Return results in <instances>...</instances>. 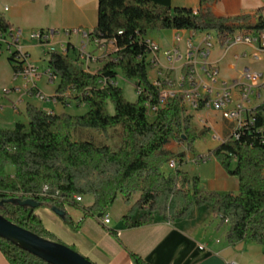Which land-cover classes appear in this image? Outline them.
Masks as SVG:
<instances>
[{
  "label": "trees",
  "instance_id": "obj_1",
  "mask_svg": "<svg viewBox=\"0 0 264 264\" xmlns=\"http://www.w3.org/2000/svg\"><path fill=\"white\" fill-rule=\"evenodd\" d=\"M209 1L199 0L201 8L194 13L190 8L172 7L170 0H97V22L87 33L100 43L113 40L117 50L107 60H100L92 72L77 62L76 53L69 55L73 47L66 53L47 54L48 68L58 79L56 101L66 104L74 100L87 110L71 115L45 112L27 104V124L18 122L12 128L0 129L1 215L43 238L58 241L43 228L36 208L21 201L33 199L39 206L54 207L61 212L59 218L76 229L65 206L79 208L84 216H97L119 195L128 201L139 194L122 217L129 228L146 224L152 212L175 221L187 218L195 207L209 204L219 218L218 225L229 222L226 239L230 245L254 240L264 247V102L252 110V120L241 129L238 139H226L209 153L228 174L238 178L237 194L203 190L197 176L178 169L183 155L163 149L165 140L174 139L194 152L195 140L203 139L206 131L197 132L192 127L179 92L166 96L169 98L160 105V89L148 77L147 32L213 30L223 45L236 31L264 28V21L251 23L248 16H216L207 7ZM10 29L0 14V40ZM9 62L15 73L22 69L16 52H11ZM187 69L182 67L183 75ZM118 75L132 83L137 93L134 101L125 99L114 83ZM101 79L108 84L101 86ZM154 107L156 112L148 109ZM116 126L121 133L115 149L73 138L77 128L107 132ZM171 159L177 167L165 175L160 168ZM8 165L14 167L13 175L6 171ZM74 195L91 196L93 201L84 206ZM135 210L143 213L132 221ZM110 233L118 238L115 232ZM0 251L10 264H49L1 237ZM131 261L148 264L136 254H131Z\"/></svg>",
  "mask_w": 264,
  "mask_h": 264
},
{
  "label": "crops",
  "instance_id": "obj_2",
  "mask_svg": "<svg viewBox=\"0 0 264 264\" xmlns=\"http://www.w3.org/2000/svg\"><path fill=\"white\" fill-rule=\"evenodd\" d=\"M170 4L172 7L190 8L194 13L201 8L199 0H170ZM263 4L264 0H210L207 7L216 16H248L252 23ZM0 14L11 25L9 32L0 40V129L12 128L18 122L27 124V104L45 112L83 114L87 110L86 106L77 105L74 100L66 104L62 101H51L49 104L41 101L35 94V90L44 89L41 83H35L36 88L31 90L27 79L13 71L9 55L17 44L27 53L29 63L34 67L39 65L40 60L48 62L44 48L30 41L29 33L37 29L90 31L97 22V0H0ZM82 32L69 36L74 50L76 46L86 47V51L98 57L114 52L111 44H107L102 50L96 48L91 42H87ZM201 33L195 32L192 40L198 41ZM192 35L193 32L189 30L148 31L146 36L155 42L159 49L155 54L149 53L148 60H152L153 56L157 57V67L168 78L177 81L182 76V67L187 62L186 44ZM67 38L57 34L53 42L57 44ZM175 48L178 49L180 58L173 65H169L164 54ZM255 53L252 45L234 43L226 46L215 39L208 55V60L218 70V78L227 84L239 79L246 70L261 73L262 85L255 87L251 96V105L254 107L264 101V52H258V57L254 56ZM99 65L95 63L92 67L95 69ZM45 71L39 74L38 78L42 75L46 77ZM155 75V68L151 65L148 70L149 80L153 81ZM55 89L47 93L53 96ZM5 90H8V93L2 95ZM176 90L180 92V89ZM238 92V87L234 88L233 96L237 97ZM185 114L190 116L191 125L197 132L206 131L205 137L195 140L194 152L188 151L184 142L174 139L165 140L163 149L183 155V163L178 169L190 176H197L203 190L221 195L237 194L238 178L228 174L215 157L209 154L231 135L235 123L209 107L188 108ZM73 138L79 139L74 135ZM104 144L110 145L107 142ZM6 171L13 175L14 167L8 165ZM160 171L167 175L172 169L166 163ZM138 196L139 194H135L126 201L119 195L105 211L110 216L108 225H103L97 216H84L79 208L72 206H65V211L77 225L76 229L66 225L49 206H38L35 214L39 216L43 228L48 233L95 264H132L131 254L140 256L148 264H227L231 261L236 264H264V247L261 244L254 240L235 245L227 242L226 234L230 224L227 221L218 225L219 218L214 216L209 204L195 207L185 219L171 221L166 216L152 212L146 224L127 227L122 217L128 214ZM92 201L91 196H85L82 197L81 204L88 206ZM142 213L141 210H135L131 220L136 221ZM110 231L115 232L118 238L111 235ZM0 264H10L1 251Z\"/></svg>",
  "mask_w": 264,
  "mask_h": 264
},
{
  "label": "built area",
  "instance_id": "obj_3",
  "mask_svg": "<svg viewBox=\"0 0 264 264\" xmlns=\"http://www.w3.org/2000/svg\"><path fill=\"white\" fill-rule=\"evenodd\" d=\"M253 21H264V4L255 14ZM80 32H82L80 29L64 30L63 35L64 37H68L67 40L56 44L53 42V39L55 35L60 33V31L37 29L30 32L29 39L44 48V55H47L52 51L66 53L69 47H73L69 36L72 33ZM82 34L87 42H91L100 50H102L107 44L113 45L114 51L117 50L113 40H109L107 43H97V40H93L89 37L87 31H83ZM118 34H121V31H118ZM194 36L195 32H193V35L187 40L186 44L187 62L185 65L188 67L187 72L185 75L182 74L177 81L168 78V76L157 67L159 63L157 57L153 56V59L149 60L150 66L153 65L156 72L155 79L151 81V83L160 89V105H164L166 99L169 98L164 96V88L180 89V97L185 98V105H182L184 112L188 108L198 109L200 107H209L213 110L219 111L224 118L235 123V129L227 139H238L241 129L248 123V121L252 120V110L256 106L254 107L251 105V96L254 94L255 87L262 85V75L259 72L246 70L242 72L239 79H236L230 84L220 80L218 78V70L208 60L213 41L215 39L219 41L218 33L213 30L202 31L198 41L192 40ZM177 39L179 40V36H177ZM144 41L149 48V53L155 54L159 50L158 45L149 37L145 36ZM234 43H246L252 45L256 51L254 56L258 57V52H264V28L257 32L232 33L224 45L229 46ZM56 45L58 47H55ZM13 52H16V57L22 65V69L15 74L21 75L24 79H27L30 89L34 90L36 88L35 80L39 77L37 68L29 63L27 53H25L19 45H15V50ZM76 54L77 62L86 71L91 72L94 70L91 66L95 63L99 64V60L108 59L107 55L102 54L98 57L94 53L86 51L84 47L77 49ZM164 55L169 65H173V63L180 58L177 48L165 52ZM45 74L48 82L53 83L57 80V77L51 73L49 68L45 71ZM114 83L117 84V81ZM107 84L108 81L106 79H101V86H106ZM236 87H238L239 92L237 97H234L233 89ZM3 93L6 94L8 92L5 90ZM35 94L43 101H56L55 95L48 96L38 90H35ZM148 109H154L156 112L157 107ZM167 164L172 170L177 167V163L174 159L169 160ZM73 198L76 202L82 203L81 195H74ZM97 218L103 225H108L110 223V216L107 212H103L99 216L97 215ZM227 264L236 263L231 261Z\"/></svg>",
  "mask_w": 264,
  "mask_h": 264
},
{
  "label": "water",
  "instance_id": "obj_4",
  "mask_svg": "<svg viewBox=\"0 0 264 264\" xmlns=\"http://www.w3.org/2000/svg\"><path fill=\"white\" fill-rule=\"evenodd\" d=\"M20 203L37 208L39 202L25 199ZM2 202L0 201V205ZM51 209L59 215L61 212ZM100 214H98L99 216ZM0 237L19 245L23 250L49 264H95L68 245L43 238L9 221L0 213Z\"/></svg>",
  "mask_w": 264,
  "mask_h": 264
},
{
  "label": "rangeland",
  "instance_id": "obj_5",
  "mask_svg": "<svg viewBox=\"0 0 264 264\" xmlns=\"http://www.w3.org/2000/svg\"><path fill=\"white\" fill-rule=\"evenodd\" d=\"M56 31H60L59 35H63V30H57L56 29ZM155 31H159V30H155ZM28 37H29V35H28ZM55 47H58V46L56 45ZM75 49H76L75 51L72 49L69 51V55L71 57H73L75 55V53L77 52V49H79V46H76ZM85 49H87V48L85 47ZM36 67H37V73L41 74L48 68V62L45 63L44 60H40L39 65H37ZM41 77H42V79L40 80ZM41 77L36 78L35 83H37V84L41 83V86L44 88L41 91L45 95L50 96V94L47 92L53 91L55 89V87L58 84V79L56 81H54L53 83H50L47 81V79L44 75H42ZM116 81H117L118 86L121 88L123 96L125 97V99H127L128 101H134L137 97L136 96L137 93H136V90L133 87L132 83L130 81H127L126 79L122 78L120 75L117 76ZM164 91H170L171 93L172 92H175V93L178 92V90L173 89V88H164ZM7 92H8V90H7ZM2 95H5V94L2 93ZM51 101L52 100H49V101L44 100V102H46L47 104L52 103ZM73 104H75V103H73ZM108 107H109L108 108L109 112L112 113L113 112V105L111 104V102L108 103ZM120 133H121L120 126H116L115 128L108 129L107 132H100V131L85 130V129L77 128L73 132V135L75 138L92 140L97 144H104L107 142L111 146L116 147L119 143ZM10 169H13V168H10Z\"/></svg>",
  "mask_w": 264,
  "mask_h": 264
},
{
  "label": "bare ground",
  "instance_id": "obj_6",
  "mask_svg": "<svg viewBox=\"0 0 264 264\" xmlns=\"http://www.w3.org/2000/svg\"><path fill=\"white\" fill-rule=\"evenodd\" d=\"M240 32H253V31H236V32H234V33H240ZM175 92H170V91H164V96L166 97V96H171L172 94H174ZM180 93V92H179ZM184 101H185V98L183 99V103H184Z\"/></svg>",
  "mask_w": 264,
  "mask_h": 264
}]
</instances>
